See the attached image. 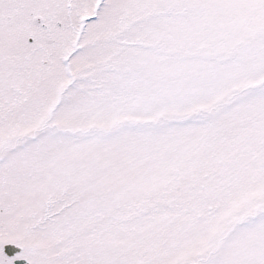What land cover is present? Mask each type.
Segmentation results:
<instances>
[{"label": "snow or ice", "instance_id": "obj_1", "mask_svg": "<svg viewBox=\"0 0 264 264\" xmlns=\"http://www.w3.org/2000/svg\"><path fill=\"white\" fill-rule=\"evenodd\" d=\"M0 264H264V0H0Z\"/></svg>", "mask_w": 264, "mask_h": 264}]
</instances>
